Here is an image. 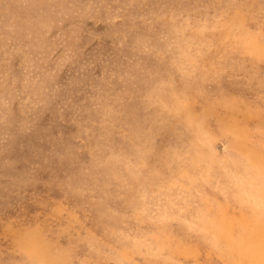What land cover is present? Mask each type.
<instances>
[{"label":"rangeland","instance_id":"rangeland-1","mask_svg":"<svg viewBox=\"0 0 264 264\" xmlns=\"http://www.w3.org/2000/svg\"><path fill=\"white\" fill-rule=\"evenodd\" d=\"M0 264H264V0H0Z\"/></svg>","mask_w":264,"mask_h":264}]
</instances>
